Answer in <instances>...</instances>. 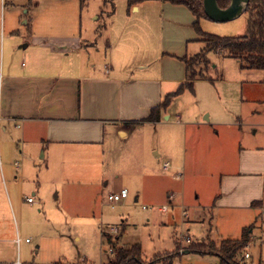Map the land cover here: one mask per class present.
<instances>
[{
  "label": "rangeland",
  "instance_id": "obj_1",
  "mask_svg": "<svg viewBox=\"0 0 264 264\" xmlns=\"http://www.w3.org/2000/svg\"><path fill=\"white\" fill-rule=\"evenodd\" d=\"M149 4L147 15L160 17L161 3ZM125 11L126 0H89L83 7L78 0H3L0 16L20 21L21 26L28 20L52 36L81 37L89 46L72 50L71 60L99 64L103 54L93 52L90 43L96 39L100 44ZM247 21V12L227 22L203 18L200 28L218 36H243ZM157 29L147 54L140 52L150 63L157 59ZM196 44L188 46V56L205 48L204 42ZM65 53L63 47L60 60L66 59ZM219 56L207 53L209 65L197 70L212 81L197 80L192 93L172 100L161 124L126 127L131 134L125 140L108 133L104 145H81L52 159H39L24 165V175L18 160L19 168H3L5 182L0 169V264H109L102 230L114 235L112 228H124L119 245L139 244L146 264L219 263V257L210 254L213 250L205 247L209 253H202L188 247H219L222 239L240 237L239 216L217 211L213 199L221 193L222 180L243 170L250 152L264 149V71L241 70L236 60ZM89 72L95 74L96 69ZM209 112L212 118L206 120ZM215 116L228 124L213 125ZM153 147L160 151V160L152 158ZM163 161L169 162L168 171L162 170ZM37 186L34 198L31 187ZM122 189L127 198L109 199ZM192 203L201 206L202 214L194 223L182 216V207L187 213ZM163 205L169 206L167 213L161 211ZM245 225H253V230L245 248L251 258L244 261L264 264V214Z\"/></svg>",
  "mask_w": 264,
  "mask_h": 264
},
{
  "label": "crops",
  "instance_id": "obj_2",
  "mask_svg": "<svg viewBox=\"0 0 264 264\" xmlns=\"http://www.w3.org/2000/svg\"><path fill=\"white\" fill-rule=\"evenodd\" d=\"M151 2L127 7L100 44L92 39V51L103 54L99 64L71 60L72 50L89 46L81 37L58 33L52 36L28 20L21 26L20 21L0 16V169L4 178L0 180V192L2 181L5 182V166L14 164L19 168L21 163L23 168L81 145H104L108 133L125 140L131 134L126 127L161 124L163 116L168 118L166 111L158 122L142 121L185 80V66L179 57L188 55V46L197 45L199 36L193 28L195 17L185 6L157 1L162 5V14L157 17L147 15ZM155 27L158 28V53L156 61L150 63L146 56L140 57V52L147 54L153 34L157 35ZM63 47L66 59L60 60L58 55ZM88 69H96V73H86ZM205 117L211 120V112ZM211 122L215 126L228 124L217 116ZM150 153L154 160L162 157L157 147L151 148ZM262 159L263 148L250 152L241 165L243 170L222 180L221 193L213 199L217 211L225 209L231 216H239L241 231L249 226L245 224L250 220L264 214ZM169 169V162L163 161L162 170ZM24 172L25 166L23 175ZM147 172L152 170L148 168ZM108 184L107 181L105 187ZM31 189L32 196H36L39 187ZM138 200L137 195L134 201ZM34 202L35 199L30 204ZM169 203L170 208L174 207L170 200ZM190 208L186 213L182 207V216L188 222H197L202 215L201 206L192 203ZM161 211L167 213L169 206ZM183 236L192 241L189 234Z\"/></svg>",
  "mask_w": 264,
  "mask_h": 264
},
{
  "label": "trees",
  "instance_id": "obj_3",
  "mask_svg": "<svg viewBox=\"0 0 264 264\" xmlns=\"http://www.w3.org/2000/svg\"><path fill=\"white\" fill-rule=\"evenodd\" d=\"M80 6L83 7L89 0H78ZM104 2H113L115 0H102ZM154 0H126L127 7L135 6L142 2ZM169 2L174 5L185 6L191 14L195 17L193 28L199 36V41L204 42L205 48L200 52L188 56L179 57L180 61L185 66L186 77L185 80L178 86V88L167 94L159 105L153 107L150 113L142 121L158 122L162 114H164L172 99L182 93L188 91L193 92L194 82L198 79H209L202 70H197L199 66L207 68L209 59L208 52H216L226 58H233L238 60L241 69L264 71V0H249L245 12L248 13V21L246 33L243 36H218L214 34L205 33L200 28V20L207 18L203 10V0H155ZM220 8H226L230 0H216ZM111 13V12H110ZM212 81V80H211ZM253 225L246 226L242 229L239 238L231 239L225 238L220 242L219 247H215L212 243L209 245L190 244L188 249L191 251H200L206 253V248L213 250L218 257V264H248L244 260L246 246L252 238ZM114 235L102 231L105 237L111 254L109 264H146L142 261V248L139 244L134 245H119L120 239L124 233V228L117 230ZM179 242H176V247ZM210 251V250H207ZM172 258V257H171ZM170 258V259H171ZM157 260L158 259H154ZM153 261L151 260L150 263ZM85 264V262H83ZM20 264H32L24 262Z\"/></svg>",
  "mask_w": 264,
  "mask_h": 264
},
{
  "label": "water",
  "instance_id": "obj_4",
  "mask_svg": "<svg viewBox=\"0 0 264 264\" xmlns=\"http://www.w3.org/2000/svg\"><path fill=\"white\" fill-rule=\"evenodd\" d=\"M249 0H230L226 8H220L216 0H203V10L207 18L215 22H227L242 15ZM188 251L185 250L184 253Z\"/></svg>",
  "mask_w": 264,
  "mask_h": 264
},
{
  "label": "built area",
  "instance_id": "obj_5",
  "mask_svg": "<svg viewBox=\"0 0 264 264\" xmlns=\"http://www.w3.org/2000/svg\"><path fill=\"white\" fill-rule=\"evenodd\" d=\"M164 167L167 168V167H168V164L165 163V164H164ZM127 195H128L127 190L122 189V190L119 191V193H117V194H112V195L109 197V199L112 200V201H115V202H116V201H120V200H122L123 198L127 197ZM26 202H28V203H32V202H33V199H32V198H26ZM167 208H168L167 206H163V207H162V210L165 211V210H167ZM102 231H104V230H102ZM111 233H117V228H112ZM188 242H189V240H188ZM109 252H110V251H109ZM249 258H250V254H249L248 252H246V253L244 254V259H249ZM17 264H19V263H17Z\"/></svg>",
  "mask_w": 264,
  "mask_h": 264
}]
</instances>
